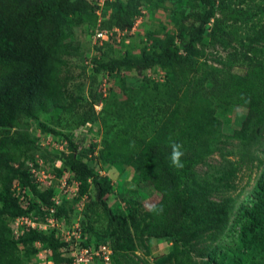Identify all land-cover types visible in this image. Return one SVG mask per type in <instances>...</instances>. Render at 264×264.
<instances>
[{
    "label": "rangeland",
    "instance_id": "1",
    "mask_svg": "<svg viewBox=\"0 0 264 264\" xmlns=\"http://www.w3.org/2000/svg\"><path fill=\"white\" fill-rule=\"evenodd\" d=\"M114 1L90 0L96 7L95 11L87 12L82 23H74L68 18L64 26L78 48L76 56L66 57L61 62L67 75L66 101H74L71 109L50 113L41 111L37 119L29 120L31 134L38 137L36 147L42 145L54 155L64 149L63 142L67 137L76 144L77 153L90 149L92 161L89 158L85 160L89 161L95 173L103 180L105 178L110 189L99 200L96 196L98 186L91 181L85 193H79V182L69 169L64 168L59 173L56 168L60 164L50 152L46 160L42 159V164L37 163L39 159H36L38 156L35 154L32 155V148L28 160L32 159L31 163L36 164L33 173L37 178V189L42 191L49 187L52 190L51 199L64 201L58 229L41 230L45 227L35 226L48 239L56 234H62L60 237L63 238L70 237L71 243L75 241L72 249L70 245L63 253L74 257L81 256L74 233L77 221L83 219L85 226L91 223L89 235L94 240L107 234L116 224L121 226L120 239L112 246L109 260L89 257L86 264H264V146L252 148L256 156L253 162L242 159L240 149L243 140L236 134L247 112L242 104L223 103L215 99L202 106L206 114L221 121L224 134L215 152L192 163L193 171L210 180L215 189L218 188L211 194L212 199L230 197L233 200L227 221L220 228L215 227L193 236L189 242L178 240L174 243L179 234L172 238L158 237L155 234L160 228L159 221L155 219L149 224L148 218L142 216L144 211L156 205L160 193L148 184L144 174L134 168L127 158L129 153L126 155L128 149L122 143L145 119L159 121L158 100L161 95H167V76L171 77L172 69L157 64L125 68L122 61L124 56L137 59L144 47L150 51L153 48L160 51L169 35L176 34L180 28L185 29L191 23L197 25L196 14L203 10L201 0H119L136 6L134 22L118 38L114 34L113 40L100 48L94 37L97 19L110 18ZM260 1L208 0L206 11L209 22L195 40V50L191 55L195 68L190 75L199 81L201 90H206L213 83L218 71L236 77L244 75L245 67L233 59L236 51L248 50L251 45L257 49L255 55H264V40L253 29L260 16L257 11ZM214 26L219 27L226 37L217 34L214 38ZM227 34L237 37L230 47L221 42L222 38L227 39ZM178 43L183 49L182 42L178 40ZM113 61H117L122 70L112 74L110 82L102 86L106 91L103 95L100 85L105 77V67ZM160 75H163V81L159 80ZM83 115H87L88 122L80 123ZM39 123L55 132L45 133ZM48 133L54 136L53 145L45 143ZM221 176H225V180L218 178ZM128 202L141 213L137 218V228L130 225ZM84 210L89 211L90 220L84 219ZM189 211L190 215L185 220V233L207 224L203 219L192 216V209ZM33 214L38 213L33 211ZM6 221L15 231L18 224L16 220L7 215ZM111 221L112 226H109ZM20 228L19 225L18 230ZM35 245L36 254L28 258L21 257V264H53L50 260L54 259L55 253L49 244L36 242Z\"/></svg>",
    "mask_w": 264,
    "mask_h": 264
},
{
    "label": "trees",
    "instance_id": "2",
    "mask_svg": "<svg viewBox=\"0 0 264 264\" xmlns=\"http://www.w3.org/2000/svg\"><path fill=\"white\" fill-rule=\"evenodd\" d=\"M200 2L203 11L196 14L197 25L191 23L185 29L180 28L176 34L169 35L160 51L154 48L150 51L144 47L137 59L124 56L122 61L125 68L157 64L172 69L171 77L167 76V72L165 74L169 80L167 95H161L158 100L159 121L145 119L134 128L132 135L123 139L122 144L127 147L126 155L129 153L127 158L134 168L144 174L148 184L160 193L156 205L144 211L142 216L148 218L149 224L155 219L159 221L160 228L155 234L158 237L172 238L179 234L174 243L178 240L189 242L193 236L220 228L231 214L233 200L230 197L212 199L211 194L218 188L215 189L210 180L192 170L193 162L217 150L224 134L221 121L206 114L202 106L215 99L223 103L242 104L247 112L241 127L236 130L243 140L240 149L242 159L253 162L256 156L252 148L264 146V55H255L257 49L251 45L248 50L236 51L233 59L245 67L244 75L236 77L218 71L206 90H201L199 81L190 75L195 68L191 57L195 40L209 22L206 11L208 0ZM113 7L110 18L97 19L99 28L129 29L137 14L136 6L116 0ZM95 8L90 0H0V264H21V257L36 254V242L49 244L55 253L54 264H68L72 260L70 256H62L60 251L61 246H69L68 242L54 235L48 239L42 231L29 228L15 238L6 216L16 217L28 212L17 204L13 196L11 188L15 180L28 187L32 194L29 210L39 213L41 206H44L47 211L56 209V216L62 215L64 201L54 208L51 188L37 189V178L30 171V149L33 148L32 155L38 156L36 159L43 160L52 152L42 145L35 146L38 137L31 134L29 120L37 119L41 111H69L74 104V101H66L67 75L61 62L66 57L76 56L78 48L64 26L68 18L74 23H82L84 15L95 11ZM257 9L260 16L253 29L264 40V0L257 4ZM217 28L221 32L216 31ZM217 34L226 37L219 27L214 26L212 35L215 38ZM235 36L227 34V39L222 38L221 42L230 47L237 39ZM177 39L182 42L183 49ZM108 42L97 45L101 48ZM119 66L117 61L110 63L105 67V72H119L122 70ZM88 121L87 115L80 117V123ZM39 125L45 133L55 132L41 123ZM64 141L66 150L52 154L61 160V166L55 167L56 170L60 173L64 168L69 169L79 182V193H85L91 181L96 182V196L101 200L110 187L105 183V178L103 180L95 173L89 161L85 160L89 158L92 161L90 149H83L80 154L72 139L66 137ZM173 142L182 145L181 150L185 153L181 157L184 165L181 169L171 164ZM218 178L225 180V176ZM101 204L105 207L104 201ZM127 205L130 225L137 228V218L141 213L130 202ZM189 209H192V216L203 219L207 224L185 233ZM83 214L84 219L90 220L88 210H84ZM97 214L99 216V211ZM80 225L88 233V239L82 241V245L110 241L113 246L120 239L122 227L117 224L96 240L89 235L91 223L85 226L82 219ZM109 226H112V221Z\"/></svg>",
    "mask_w": 264,
    "mask_h": 264
},
{
    "label": "built area",
    "instance_id": "3",
    "mask_svg": "<svg viewBox=\"0 0 264 264\" xmlns=\"http://www.w3.org/2000/svg\"><path fill=\"white\" fill-rule=\"evenodd\" d=\"M103 1V0H100ZM99 24V23H98ZM124 31L126 30H120L119 28L113 27L112 29H100L99 26L94 30V37L96 40H98L99 44H102L104 41H111V39L113 40V38L115 37L114 33L116 34V37L118 38L119 35L121 33H124ZM105 36V37H104ZM107 37V38H106ZM116 73V71L113 72H109L107 71L105 74V77L100 85V90L102 89L103 95L106 94L105 91V87H102L104 84L110 82L111 80V76L110 74H114ZM54 136L52 134H49L44 138L45 143L47 144H51L53 145L54 141H53ZM65 147L63 150H65L66 148V141L63 142ZM39 164H42V161L39 160L38 161ZM60 164V161H59ZM32 172H34V163H29ZM12 192H13V196L17 199V204L19 206H21L23 209H28L29 205H30V198H31V193L29 191L28 187H24L22 186V184L18 181L15 180L13 182V186H12ZM59 201L58 200H54L53 199V204H54V208H56L59 205ZM41 212L43 213V222L39 221V216L38 215H22L17 217L15 220L18 223H24L26 226H30V227H35V225H38L40 227H46L47 225H49L51 228H58L59 227V222H60V218L58 216L55 215V210L56 209H49L47 211V208L44 206H41L40 208ZM77 226V225H76ZM76 233V232H74ZM78 236V235H77ZM69 239V237H65V240ZM77 248L81 249V256L79 257H74L73 256V264H86V261L90 258H95L98 257L99 259H104L105 261L109 260V254L111 253V247L110 244L107 243H102L99 244L97 247L96 246H82L79 243L76 244ZM72 261L70 263H72ZM69 263V264H70Z\"/></svg>",
    "mask_w": 264,
    "mask_h": 264
},
{
    "label": "clouds",
    "instance_id": "4",
    "mask_svg": "<svg viewBox=\"0 0 264 264\" xmlns=\"http://www.w3.org/2000/svg\"><path fill=\"white\" fill-rule=\"evenodd\" d=\"M117 28V27H116ZM104 29H106V28H104ZM116 71V70H115ZM147 71L149 72V69H147ZM105 74H106V72H105ZM114 74H117V71H116V73H114ZM163 77V75H160V78H159V80L160 81H163L164 79L162 78ZM164 78H165V75H164ZM111 79H112V75H111ZM102 83V82H101ZM39 135H40V133H38ZM48 134H52V133H48ZM53 135V134H52ZM78 148H80V147H78ZM181 148H182V145H180V144H177V143H175V142H173L172 144H171V153H170V159H171V164H172V166L174 167V168H176V169H181V168H183V163L181 162V157L182 156H184L185 155V153L181 150ZM66 150V149H65ZM39 160H41L42 161V159H39ZM39 160H37V163H38V161ZM58 160V162L60 161V165H58V167H60L61 166V160L60 159H57ZM43 162V161H42ZM35 165V164H34ZM31 168V167H30ZM31 171V170H30ZM32 195V194H31ZM51 200H53V199H51ZM62 202V201H61ZM61 202L59 203V205L61 204ZM21 207V206H20ZM22 208V207H21ZM23 209V208H22ZM24 210H27L28 212L27 213H25V214H22V215H31V216H33V215H38L39 216V221L40 222H43L44 220H40V219H42L43 218V213L40 211L38 214H33V211H31V210H29V208L28 209H24ZM22 215H20V216H22ZM17 217H19V216H16V217H12V218H14V220L17 218ZM59 218H61V216H58ZM81 222V221H80ZM80 222H78L77 221V223H75V226H74V232H76L75 233V235H76V240L78 241V243L80 244V245H82L81 244V242L82 241H86L87 239H88V233L86 232V231H83V229H82V227H81V225H80ZM19 225L21 226V228L18 230V228H19ZM77 225V226H76ZM10 226V225H9ZM10 228H11V226H10ZM29 228H31V229H37V230H39L36 226L35 227H30V226H26L24 223H19L18 222V224H17V227H16V230L15 231H13L12 230V232H13V234H14V236H15V238H17L18 237V235L19 234H21L24 230H26V229H29ZM59 228V227H58ZM58 228H51V227H48V228H42L41 230H47V229H50V230H56V229H58ZM12 229V228H11ZM78 235V236H77ZM56 237H58L61 241H65V242H68V244H69V246L71 245V249H72V246H73V244H74V242L75 241H72V243H71V241H70V237H69V239H67V240H65V237L63 238V237H60V236H62V234L59 236L58 234H56L55 235ZM66 237H68V236H66ZM109 243L110 244V247H111V253L109 254V256H111L112 255V246H111V243H110V241H106V242H104V243ZM100 244H102V243H100ZM99 245V244H98ZM98 245H93V244H91V245H82V246H98ZM66 247H68V246H66V245H63V246H61L60 247V251H61V254H62V256H70V257H72V259H73V256H71V255H69V253L66 255L65 253H63V250H65L66 249ZM95 258H98V257H96L95 256ZM72 261V260H71ZM50 262H52L53 264H54V262L52 261V260H50ZM69 264V263H68Z\"/></svg>",
    "mask_w": 264,
    "mask_h": 264
}]
</instances>
